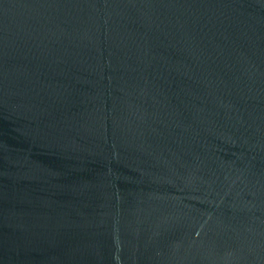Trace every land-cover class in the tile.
<instances>
[{
	"label": "water",
	"instance_id": "water-1",
	"mask_svg": "<svg viewBox=\"0 0 264 264\" xmlns=\"http://www.w3.org/2000/svg\"><path fill=\"white\" fill-rule=\"evenodd\" d=\"M0 264H264V0H0Z\"/></svg>",
	"mask_w": 264,
	"mask_h": 264
}]
</instances>
